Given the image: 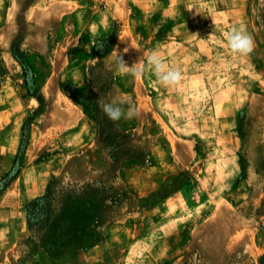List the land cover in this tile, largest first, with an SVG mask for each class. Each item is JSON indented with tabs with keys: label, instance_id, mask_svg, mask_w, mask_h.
<instances>
[{
	"label": "rangeland",
	"instance_id": "1",
	"mask_svg": "<svg viewBox=\"0 0 264 264\" xmlns=\"http://www.w3.org/2000/svg\"><path fill=\"white\" fill-rule=\"evenodd\" d=\"M0 264H264V0H0Z\"/></svg>",
	"mask_w": 264,
	"mask_h": 264
},
{
	"label": "clouds",
	"instance_id": "2",
	"mask_svg": "<svg viewBox=\"0 0 264 264\" xmlns=\"http://www.w3.org/2000/svg\"><path fill=\"white\" fill-rule=\"evenodd\" d=\"M226 37L228 47L233 53L247 55L253 49V38L242 29L234 27L226 34ZM110 55L114 58L119 72L131 74L135 78H139L142 75L143 68L140 62H137L132 66H128L122 55L116 50H113ZM147 62L152 65V69L162 85L173 86L178 85L181 82L182 72L174 67H166L157 51L153 50L149 53ZM69 102L71 101L69 100ZM127 103V109H125L121 104L113 102L102 103L101 107L103 112L112 121H119L122 117L125 119H132L137 115V110L133 106L131 100Z\"/></svg>",
	"mask_w": 264,
	"mask_h": 264
},
{
	"label": "trees",
	"instance_id": "3",
	"mask_svg": "<svg viewBox=\"0 0 264 264\" xmlns=\"http://www.w3.org/2000/svg\"><path fill=\"white\" fill-rule=\"evenodd\" d=\"M17 174V173H16ZM70 194L65 195L62 198V205L64 210L67 212L66 214H64L63 216H58L55 212H53L51 210L52 206L50 207V212L46 213V217H48L49 219L52 218V223L53 225H57L56 221L58 219H62L64 216L67 217V219L75 226H80L84 224V214L81 212L82 211V207L78 204L79 202L76 201L75 199H71ZM69 199V200H68ZM45 204H46V200L45 199H38L34 205H33V209L30 211L31 212V219L32 218H36L37 215L40 214V211L42 209V214L44 213V209H45ZM74 234L72 235V239L69 241V244L71 242H74V239L76 236L80 235L81 236L85 233L84 229H80V228H76L74 230Z\"/></svg>",
	"mask_w": 264,
	"mask_h": 264
}]
</instances>
